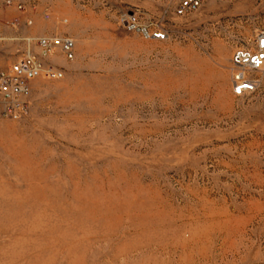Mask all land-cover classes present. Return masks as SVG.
Listing matches in <instances>:
<instances>
[{"label":"rangeland","instance_id":"rangeland-1","mask_svg":"<svg viewBox=\"0 0 264 264\" xmlns=\"http://www.w3.org/2000/svg\"><path fill=\"white\" fill-rule=\"evenodd\" d=\"M174 4L0 0L3 63L75 42L26 116L0 119V264H264V74L243 97L230 83L264 0Z\"/></svg>","mask_w":264,"mask_h":264},{"label":"built area","instance_id":"built-area-1","mask_svg":"<svg viewBox=\"0 0 264 264\" xmlns=\"http://www.w3.org/2000/svg\"><path fill=\"white\" fill-rule=\"evenodd\" d=\"M207 0H175L173 14L188 16L201 8ZM20 12L22 5H17ZM35 8L32 7V10ZM47 18V15H45ZM123 24L128 30L137 32L151 40H164L165 31L149 28L139 23L135 14L124 16ZM29 40V39H25ZM25 52L9 63L0 59V119L19 121L29 109L31 85L36 80L57 81L63 78V72L52 61L60 54L71 61L74 58L75 42L70 37L40 36L30 38ZM33 42L36 51H31ZM264 74V31L255 34L250 47L237 48L231 55L230 83L232 94L236 97L254 93L259 87V75Z\"/></svg>","mask_w":264,"mask_h":264}]
</instances>
